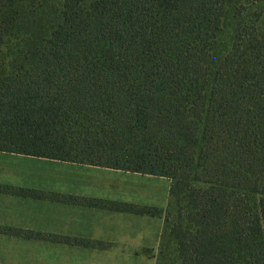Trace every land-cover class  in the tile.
<instances>
[{"label": "trees", "instance_id": "1", "mask_svg": "<svg viewBox=\"0 0 264 264\" xmlns=\"http://www.w3.org/2000/svg\"><path fill=\"white\" fill-rule=\"evenodd\" d=\"M0 151L167 177L173 264H264V0H0Z\"/></svg>", "mask_w": 264, "mask_h": 264}, {"label": "rangeland", "instance_id": "2", "mask_svg": "<svg viewBox=\"0 0 264 264\" xmlns=\"http://www.w3.org/2000/svg\"><path fill=\"white\" fill-rule=\"evenodd\" d=\"M0 182L163 211L137 215L0 193V229L7 232L0 233V264H173L176 259V243L164 219L173 210L167 177L0 152ZM26 230L56 241L16 235ZM66 237L83 238L91 246L65 243Z\"/></svg>", "mask_w": 264, "mask_h": 264}, {"label": "crops", "instance_id": "3", "mask_svg": "<svg viewBox=\"0 0 264 264\" xmlns=\"http://www.w3.org/2000/svg\"><path fill=\"white\" fill-rule=\"evenodd\" d=\"M0 152H4V151H0ZM6 153H9V152H6ZM11 154V153H9ZM12 154H15V153H12ZM15 155H18V156H25V157H31V158H39V159H43V160H55V161H60V162H67V163H76V162H69V161H61V160H56V159H49V158H44V157H37V156H31V155H24V154H15ZM78 164H81V163H78ZM84 165H89V164H84ZM95 166V165H93ZM116 170H119V169H116ZM14 186V187H26V188H31V189H36V190H39L43 193H45V196L44 197H40V198H33V199H41V200H49V201H53V202H61V203H68V204H76V205H82V204H77V203H71V202H65V201H62V200H57V199H53L51 198L49 195L51 194H71V195H75V196H81V197H90V196H85V195H78V194H75V193H69V192H64V191H59V190H53V189H42V188H36V187H29V186H23V185H16V184H10V183H2L0 182V186ZM1 188V187H0ZM0 193L2 194H10V195H15V196H20V195H16V194H12V193H8V192H3L1 189H0ZM20 197H25V196H20ZM26 198H32V197H26ZM92 198H99V197H92ZM102 199H108V198H104V197H101ZM109 200H115V199H109ZM115 201H122V200H115ZM124 202H129V201H124ZM130 203H135V204H141V205H149V204H144V203H137V202H130ZM88 206V205H87ZM150 206H154V205H150ZM90 207H93V206H90ZM111 210V209H109ZM111 211H115V210H111ZM117 212H122V211H117ZM135 214V213H134ZM137 215H140V214H137ZM4 230H1L0 229V233H7V232H3ZM17 236H22V237H27V238H39V239H43V240H49V241H56L54 240V238H50V234H42L40 232H38V234H35V232H31V231H27L26 232H21V234H16ZM35 235H43V237H37ZM47 236V237H46ZM66 239H68L67 241H65V243H68V244H73V245H80V244H76L75 243V240L76 239H83V238H79V237H75V238H72V237H66ZM81 246H84V245H81Z\"/></svg>", "mask_w": 264, "mask_h": 264}]
</instances>
